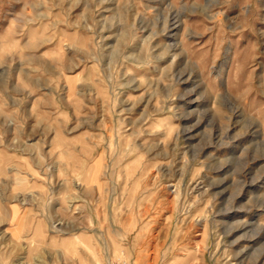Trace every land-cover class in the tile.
<instances>
[{
  "label": "rangeland",
  "instance_id": "374dc122",
  "mask_svg": "<svg viewBox=\"0 0 264 264\" xmlns=\"http://www.w3.org/2000/svg\"><path fill=\"white\" fill-rule=\"evenodd\" d=\"M0 264H264V0H0Z\"/></svg>",
  "mask_w": 264,
  "mask_h": 264
}]
</instances>
